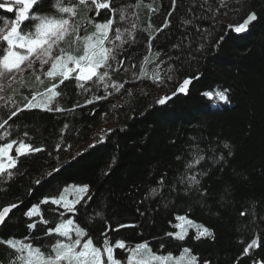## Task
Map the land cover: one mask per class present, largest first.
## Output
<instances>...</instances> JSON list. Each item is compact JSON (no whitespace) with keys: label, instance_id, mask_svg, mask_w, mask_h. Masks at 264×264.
Returning <instances> with one entry per match:
<instances>
[{"label":"trees","instance_id":"16d2710c","mask_svg":"<svg viewBox=\"0 0 264 264\" xmlns=\"http://www.w3.org/2000/svg\"><path fill=\"white\" fill-rule=\"evenodd\" d=\"M135 2L116 0L115 6ZM224 2L221 7L220 0H176L173 10L172 0H143L139 8L129 10V20L119 22L121 28L137 25L136 42L118 52L123 67L113 61L120 71L109 70L110 82L124 84L119 92L92 82L85 92L75 80L65 81L57 98L63 111L23 110L0 129L11 133L0 144L24 140L44 149L19 157L11 178L0 176V210L19 205L0 226V238L29 236L31 221L25 211L45 197H58L69 185H88L92 199L85 196L75 214L61 217L63 208L50 202L41 205L51 223L37 224L38 232L32 235L40 239L35 244H47L51 239L43 236L47 228L71 217L98 247L107 230L112 242L147 241L158 255L177 256L188 247L199 264H264V0ZM52 3L42 0L41 11L51 14ZM149 4L154 11L146 7ZM100 12L78 17L88 33L94 28L86 17L104 22L112 16L105 9ZM253 12L257 19L247 31L236 33L228 27L238 26ZM0 17L11 21L14 14L0 9ZM26 24L25 30H31L32 23ZM149 33L155 37L152 53L159 51L160 56L147 66L149 76L137 79L133 73L139 75L143 58H152ZM157 64L160 79L154 81L150 77ZM35 75L26 71L0 92V122L10 111L24 107L25 96L30 99L32 91L43 92L49 86L46 77H41L45 81L41 85ZM169 75L173 79H167ZM188 78L192 79L187 92L173 96ZM225 90L227 103L204 95ZM97 96L107 98L96 100ZM165 96L172 98L158 104ZM103 125H107L103 135L87 144ZM101 137L103 143H96ZM197 153L205 159L190 171L186 164ZM193 174L199 185L181 182ZM152 189L158 191L153 194ZM178 215L209 228L214 238L196 240L195 229L184 241L166 236L176 231L170 221L177 224ZM121 224L135 227L114 231ZM257 237L259 247L245 255L244 249ZM15 255L0 244V264H10ZM115 256L124 264L127 253L117 249Z\"/></svg>","mask_w":264,"mask_h":264},{"label":"snow or ice","instance_id":"6c2138e0","mask_svg":"<svg viewBox=\"0 0 264 264\" xmlns=\"http://www.w3.org/2000/svg\"><path fill=\"white\" fill-rule=\"evenodd\" d=\"M142 2L143 0H136L134 4L116 7V0H53L52 13L48 14L41 11L42 0H0V9L6 13L14 14V19L11 21L0 17V21H2V26H0V92L5 91V85L11 87L18 75L26 71L31 70L35 75L37 66L49 82V86L43 92L32 91L30 99L25 96L24 99L27 103L24 104V107L10 111L7 119L0 122V129H3L9 120H12L23 110L63 111L64 109L59 106L57 98L61 96V91L58 89L65 84V81L75 80L76 86L85 92L91 90L86 87L88 82L104 84L106 89L111 86L119 92L124 84L113 82L109 85L106 83V78L112 79L109 70L112 72L120 71V68L113 67V61H116L121 68L123 67L124 61L118 60V52L125 45L136 42L135 30L137 28L135 23H131L130 27L121 28L119 22L129 20V10L139 8ZM172 4L174 10L176 0H172ZM220 6L225 7L224 0H220ZM146 7L154 11L150 4ZM101 9L110 12L111 18H107L104 22H94L91 17H86L88 23L94 28V31L88 33L78 17L82 12L91 13L93 11L96 16H100ZM132 15H135V12H132ZM256 19V14L253 12L247 16L243 23L228 27L236 33H242L247 31L249 24ZM26 22L32 23L31 30H25ZM167 26L166 21L164 27ZM152 27L149 24V28ZM155 31L160 32L162 29L157 28ZM81 32L84 34L81 35ZM154 39L155 37L149 33L147 46L152 58L150 59L147 55L143 58L139 75L133 73L137 79L148 77L147 66L160 56L159 51L152 53ZM65 44L68 45L67 48L63 46ZM132 67L135 68L136 65H132ZM158 69L159 65L157 64L150 77L154 81L160 79ZM124 70L128 71L127 69ZM167 79L171 80L173 77L169 75ZM191 79H184L181 86L172 95L186 93ZM35 80L41 85L45 83L40 75H35ZM204 95L209 99L215 95L219 101L225 103L229 101L226 90L217 91L215 94L211 91L205 92ZM106 98L107 96L95 97L96 100ZM171 98L172 96L162 97L157 103L164 105ZM0 99L3 97L0 96ZM86 103L91 104L93 100H87ZM108 131L110 132L111 129ZM10 135L11 133L7 131L0 133V140H4ZM24 135L27 136L28 133L25 132ZM96 143H103V137ZM94 146L95 144L89 145V147ZM224 147L229 148V145L225 144ZM58 148L59 145H57ZM13 149L16 153L15 156L11 155ZM43 150L42 147H34L24 140L18 142L12 139L7 143L0 144V176L6 175L11 178L14 174L12 169L17 167L19 157H26ZM177 159L180 160L181 157L178 156ZM204 159V155L197 153L193 160L186 164V168L191 171L200 165ZM219 159L223 160L224 156L219 157ZM58 170L55 169L54 171ZM185 181L188 185L200 184L196 174L183 176L181 182ZM163 182V177H161L159 183L163 184ZM36 183L39 184L40 181H36ZM69 188L73 189L71 193L73 198L70 200L65 195L69 192ZM157 191L158 189H152L153 194ZM85 196H87V200L92 199L89 195L88 185H69L64 188L59 197H45L40 203L32 205L25 211L24 215L31 221L27 224L30 235L23 239L0 238V244L6 245L16 253L10 264H122V261L115 256L117 249L127 253L124 264H199L198 256L193 254L188 247H184L179 256H173L172 253L158 255L152 251L147 241L135 245H131L122 239L112 242L107 230L102 233L104 236L102 246L98 247L87 231L75 223L71 217L61 219L53 227L47 228L43 233L44 237L51 238L47 244L37 245L34 243L40 239L39 235H32L33 232H38L37 224L48 225L51 223L50 220L44 218L41 205L50 202L52 205L63 208L64 211L60 212L59 215L64 217L66 213L75 214L77 212L76 205L80 204ZM18 207V204L3 207L0 210V225H3L9 213ZM97 215L100 214L97 213ZM241 215L243 216L245 213L241 212ZM33 217H38V220H33ZM175 219L180 223L172 224L170 221V225L178 230L167 232L165 235L168 237L184 241L190 228L195 229L196 240L202 237H213V232L209 228L194 222L186 215H178ZM127 227H135V225L121 224L114 231ZM258 247L257 237L244 249V254L247 255L249 249ZM204 264H208V262L205 261Z\"/></svg>","mask_w":264,"mask_h":264},{"label":"rangeland","instance_id":"374dc122","mask_svg":"<svg viewBox=\"0 0 264 264\" xmlns=\"http://www.w3.org/2000/svg\"><path fill=\"white\" fill-rule=\"evenodd\" d=\"M0 26H2V24H0ZM35 74H38V75H40L41 77H45L44 75H43V73L40 71V69H39V67L37 66L36 67V70H35ZM19 76V75H18ZM106 83H108L109 85H111L112 84V82H110L107 78H106ZM101 85H103L104 86V84H101ZM6 86V85H5ZM105 87V86H104ZM110 88H112L111 86H109ZM107 130V125H103V126H101L99 129H98V131L94 134V139H91L89 142H87V144H90V143H92L94 140H96V138H99L101 135H103V133L105 132ZM13 153H15V150L13 149V151H12ZM11 155H12V153H11ZM63 192V191H62ZM73 192V189H71V188H69V192L68 193H66L65 195H66V198L67 199H72L73 197H72V195H71V193ZM59 197V196H58ZM177 223H180L179 221H177ZM191 229V228H190ZM189 229V230H190ZM178 229H176V231H177ZM161 255V254H160ZM174 256V255H173ZM177 256H179V255H177Z\"/></svg>","mask_w":264,"mask_h":264},{"label":"water","instance_id":"95a60500","mask_svg":"<svg viewBox=\"0 0 264 264\" xmlns=\"http://www.w3.org/2000/svg\"><path fill=\"white\" fill-rule=\"evenodd\" d=\"M245 19H246V18H245ZM245 19H244V20H245ZM242 23H243V22H242ZM251 23H252V22H251ZM251 23H250V24H251ZM250 24H249V25H250ZM242 33H243V32H242ZM1 210H2V209H1ZM0 226H1V225H0Z\"/></svg>","mask_w":264,"mask_h":264}]
</instances>
